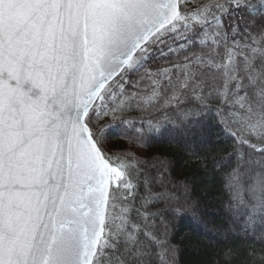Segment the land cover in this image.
Returning <instances> with one entry per match:
<instances>
[{
	"label": "snow or ice",
	"instance_id": "6c2138e0",
	"mask_svg": "<svg viewBox=\"0 0 264 264\" xmlns=\"http://www.w3.org/2000/svg\"><path fill=\"white\" fill-rule=\"evenodd\" d=\"M186 219L264 264V0H0V264H182Z\"/></svg>",
	"mask_w": 264,
	"mask_h": 264
},
{
	"label": "trees",
	"instance_id": "16d2710c",
	"mask_svg": "<svg viewBox=\"0 0 264 264\" xmlns=\"http://www.w3.org/2000/svg\"><path fill=\"white\" fill-rule=\"evenodd\" d=\"M149 151L160 152L168 155L175 161L174 174L178 178L196 176L194 183L196 190L193 195L200 199L199 212L206 213V219L211 223H219L217 219L222 213L219 209L218 199L213 194H209L203 188L202 182L208 177L202 175L203 161L197 160L193 153L185 151L179 145H156ZM179 235L176 242L181 245V262L182 264H210L216 259L225 245L233 243L222 236L208 237L202 234V230L194 229L189 219L184 220L178 226ZM240 244L239 241H235Z\"/></svg>",
	"mask_w": 264,
	"mask_h": 264
}]
</instances>
